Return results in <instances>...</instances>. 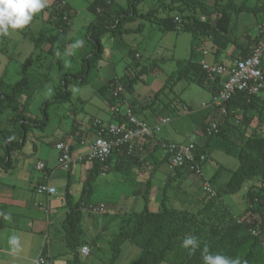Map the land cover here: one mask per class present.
I'll return each instance as SVG.
<instances>
[{"label": "rangeland", "instance_id": "374dc122", "mask_svg": "<svg viewBox=\"0 0 264 264\" xmlns=\"http://www.w3.org/2000/svg\"><path fill=\"white\" fill-rule=\"evenodd\" d=\"M93 1L50 0L49 7L36 16L31 25L24 31L14 33L9 37H0V77L6 88H11L23 78V67L28 63L30 85L19 93L18 101L21 104L29 103L26 112L29 119L42 120L44 118L43 103L63 89L62 86L60 87V85L64 86L61 77L68 73L69 75H74L81 71L85 59L93 56L95 44L89 40L90 36L88 35L89 25L95 18L89 9ZM117 1V7H114L115 12L124 10L131 13L133 11L130 5H132L131 3L134 0ZM199 1L207 6V10L212 13L211 19H214L217 15L216 11H214L215 0ZM228 1L217 0L216 9L224 8ZM60 2L68 4L72 10V21L67 30H60L56 24L55 10L57 8L56 5ZM158 2L159 0H143L137 6V11L138 13L146 14L148 11L157 8ZM233 3L235 5L244 3L248 7H256L262 5L264 0H233ZM175 14V11H160L161 17H173ZM198 16H201V13H198ZM239 18H237V23L240 30L236 32L235 37L241 35L238 41L243 44L247 41L246 37H244L245 33L242 34V30L244 28L248 29L251 37L258 36V21L255 20L264 19V13L257 17L244 14L239 16ZM140 24H143V27L138 33H124L122 35L116 33L114 35L109 32L102 36L101 43L104 48V54L101 60L92 63V68L87 76L88 83L80 85L69 81L66 89L71 93L70 99L64 103L60 102L49 107L47 111L49 121L45 127L30 126L27 129L26 146L23 148L21 155L26 158L34 157L35 164L40 160L44 164L47 163L50 170H57L60 174H64L63 177L51 181V184L57 187V195L59 197H64L68 171L58 166L59 153L54 144H56L60 132L67 129L66 127L70 124L69 118L72 117V114H75L78 121L90 123L98 117H104L103 114L109 113V99L113 92L111 89L101 91L100 88L105 86L111 76H117L118 78H122L126 74L136 76L141 68H147V72L140 77L141 80L134 87L135 94H128L131 101L136 100L137 103L142 102L144 99L147 102H151L153 98L149 97V95L152 94L154 97L156 93L161 92L166 87L164 93H160L158 104L164 103V105H167L168 109L163 114L169 116L172 120L158 134L163 139L182 144H200L203 140L205 141V138H203L204 134L198 126L201 117H207V125L220 120L218 113L215 114L216 118L211 115V113L216 111L210 108H203V104L209 105L213 100V95L209 88L192 83L188 78H183L179 81L176 78L172 79V77L178 75V71L183 64L185 65L190 61L200 62L203 59L204 51L214 52L215 48H212L211 41L199 33L186 32L181 29L163 33L158 29V23L153 18L152 20L137 19L134 22L124 23L123 28L135 29ZM231 27L234 28L233 20ZM78 39L83 41L81 47H72ZM260 40L262 46H264V36H261ZM126 48L130 50V54H128ZM234 56H236V53H234ZM209 60L211 61V59ZM231 61L229 60L228 62ZM131 65L134 67H129ZM135 65H139V68H136ZM86 75L87 72L84 76ZM6 105L7 102L4 103V107L0 108V123L2 124L0 127L5 126L14 113L12 106ZM250 114L254 117L250 130L248 132L247 130L242 131L247 133L245 134L246 138L251 135L253 129L260 127L258 113L252 111ZM262 131H264V127L259 130V132ZM234 137V134H231L233 142L236 141ZM216 140L214 138L211 142L210 159L208 164L204 165L205 176L208 180L222 167L217 185L213 184L215 191L224 185L230 179L231 172L239 167V161L235 155H229L225 151L216 148ZM236 142L239 143L238 141ZM33 146L38 151L31 154ZM21 150L19 148V150L15 149L11 152L12 166H15V162L20 156L18 151ZM4 151L5 149L0 148V155H3ZM80 164L74 163L72 167L73 179L70 192L75 200L80 199L90 173V170L87 169L88 176H85L87 179L83 178L80 181L79 176H77L78 171L82 169ZM165 168H168V164H165ZM1 169H4L2 165H0ZM151 175L150 173L146 175L138 173L135 175L126 166L123 168L118 165L115 168L114 159L111 164L105 167V171L102 172L97 180L86 187L87 193L90 190L92 191L89 199L91 204L93 206L103 205L105 209L104 214L84 213L86 220L84 229L86 233L97 234L96 227L98 225L95 226L94 222L101 223L109 219V223L106 231L100 230L96 244L93 247H89L92 250L90 255L88 257L81 255L82 262L85 264H110L113 254V241L121 232L120 228L124 218L132 216L135 212H142L148 201H150V211L159 212L162 209L160 203L156 204L154 195H158L156 191L161 188V197H164L166 179L163 180L160 178L161 176H157V182L153 184V182L150 183L146 179ZM177 185L178 183L175 180H171L167 184L168 207L195 213L204 206L206 201L203 199L205 193L202 180H200L199 185L197 183L196 190V195L200 200L188 196L184 191V187L180 188ZM250 186L258 188L259 181L246 182L238 193L225 195L220 200L219 207L228 209L231 214L237 217L241 216L248 207L246 194ZM115 214L119 216L113 219ZM89 217H91V221L87 220ZM57 225L61 228L60 221ZM139 258V249L130 242H126L122 246V251L116 264H139Z\"/></svg>", "mask_w": 264, "mask_h": 264}, {"label": "trees", "instance_id": "16d2710c", "mask_svg": "<svg viewBox=\"0 0 264 264\" xmlns=\"http://www.w3.org/2000/svg\"><path fill=\"white\" fill-rule=\"evenodd\" d=\"M116 1L94 0L90 5L89 9L95 16L88 30L89 40L95 44L93 56L85 59L81 71L74 75H69L68 73L61 77L64 86L60 85V87L62 86L63 89L43 103L44 118L42 120L29 119L26 115L29 103L21 104L18 101L19 93L30 85L28 63L23 67V78L11 88H6L0 77V108L4 107V103L7 102L6 106H12L14 110L9 122L5 126L0 127V148L5 149L4 154L0 155V165L4 169L9 170L13 165L11 152L15 149L24 148L27 129L30 126L45 127L49 121L47 113L49 107L60 102L64 103L70 99L71 93L66 89L69 81L80 85L88 83L87 76L92 68V63L101 60L104 54V48L101 43L102 36L109 32L114 35L116 33L121 35L124 33L134 34L138 33L143 27V24H140L135 29H124V23L134 22L137 19L152 20L153 18L158 23V29L163 33L176 29L199 33L207 37L211 41L213 48H215L214 56L210 53L209 59L211 61L208 59L210 63H224L218 59L231 46L241 50L237 58L243 59L251 53L254 47L259 46L260 37L264 36L263 33L258 31V36L252 40L247 31L244 34L247 42L243 44L238 41L241 35L235 37L236 32L240 30L237 18L244 14L254 15V17L261 16L264 13V3L260 6L248 7L244 3L235 5L233 0H229L224 8L217 10L218 2L215 0L214 11H216L217 15L214 19H211V11L207 10V6L199 0H159L158 7L148 11L146 14L138 13L137 11V6L143 0H134L131 3L132 5L130 6L133 9L131 13L124 10L115 12ZM56 7L55 17L57 18L56 24L58 28L60 30L69 29L72 21L70 6L68 4L63 5V2H60ZM162 10L175 11L176 14L173 17H161L160 11ZM198 13H201V16H198ZM157 14L158 16H156ZM65 15H67V19H64ZM176 18H179L181 23H178ZM232 20L234 28L231 27ZM255 21H258L259 25L264 19ZM250 49L251 51H249ZM129 67L134 66L131 65ZM135 67L139 68V65H135ZM262 70L264 71L263 68ZM86 72L87 75L84 76ZM145 72H147V68L143 67L136 76L115 77L108 81L101 91L111 89L114 93L117 88V81L121 82L124 85L125 92L119 94L118 97L112 94L109 99L112 105L116 104L117 101L123 99L125 93H134L135 85L141 80L140 77ZM174 78L178 81L188 78L192 83L207 87L211 90L213 97L219 93L221 87L220 80L217 79L212 82L203 71L200 62L197 61L183 64L178 71V75L172 77V79ZM165 89L166 87L161 92L164 93ZM161 92L156 93L153 100L144 109H150L163 115L168 108L164 103L158 104ZM117 105L122 104L118 102ZM227 110L228 114L226 116H219V128L213 136H207L205 134L207 124L204 123L202 125L200 129L204 134L203 138H205V141L203 140L200 144L195 143V146L198 157L205 155L208 161L209 151L212 148L211 142L216 138V148L225 151L229 155H235L239 161V167L231 172L230 179L216 190V197L211 198L205 193L203 199L206 202L197 212L179 211L167 206L166 188L171 180L177 181L182 174V170L186 169L174 168V174L167 178L164 186V197L161 202L162 209L159 212L150 211L149 205L146 203L142 212H135L132 216L124 218L125 225L113 241V254L110 264H116L120 257L122 246L126 242H130L139 249V264H204L201 252L205 244L209 246L211 254L224 255L231 261H235L239 257L240 264H243L244 261H247V264H264V131L259 132L260 128L264 127V97H255L249 102L245 95L237 94L227 104ZM134 111L136 114L138 113L137 109H134ZM252 111L258 113L260 127L253 129L251 135L246 138L245 134L247 133L242 131L250 129L254 117L248 116V114ZM118 120L121 121V118H118ZM0 125L2 124L0 123ZM231 134L238 137V140H235L239 143L232 141ZM123 154H126V152H123ZM113 156L108 159L105 166L109 165ZM164 160L171 163L169 155H166ZM104 167L96 163L91 168L90 177L84 185L79 202L74 203L69 188L66 190L65 205L67 214L63 221V230L64 240L73 256L69 264H85L82 262L80 254L83 244L82 209L89 204L92 193L91 190L87 193L86 187L97 180L102 174ZM213 180L209 179L212 187H214ZM255 180L259 181V187H249L246 194L248 207L241 216L235 217L228 209L219 207V202L225 195L236 194L244 183ZM254 232L257 234H254ZM187 235L197 237L200 242V247L195 255L192 256H189L187 249L181 247L182 241Z\"/></svg>", "mask_w": 264, "mask_h": 264}, {"label": "crops", "instance_id": "0c3cea01", "mask_svg": "<svg viewBox=\"0 0 264 264\" xmlns=\"http://www.w3.org/2000/svg\"><path fill=\"white\" fill-rule=\"evenodd\" d=\"M116 3H118V1H116ZM245 31H248V29L244 28L242 30V33L244 34ZM256 37L257 35L251 37V39L253 40ZM259 45H262L261 40ZM126 51L128 53L130 52V50H128L127 48ZM249 51H251V49ZM240 52L241 50L236 49L234 46H231L226 52L221 54L218 60L228 64L233 63L234 60L238 59L237 57ZM211 53V55H213L214 52ZM234 53H236V56H234ZM229 60L232 61L228 62ZM102 65L104 66L103 63ZM262 66L264 69L263 63ZM115 77L117 76H111L110 80ZM134 94L135 93L130 95ZM149 97L153 98L152 94L149 95ZM149 100L151 99L149 98ZM118 102L120 104L125 103L126 105L132 106L134 109H137L138 117L148 120L152 123L157 117L164 115L153 112L150 109H144V107L150 103L147 102L146 99H144L140 103H137L136 100L131 101V99L128 97V93H125L123 95V99L121 101H117L116 104L112 105L109 102V113L103 114L105 118H98L102 119L105 122H112L113 117L111 109L112 107L117 106ZM250 113L248 114V116H252ZM215 114L216 112L211 113L212 117L216 118ZM206 119L207 117H201L198 124L200 128L202 127V125H204V123H206ZM69 120L70 124L66 127V130L60 132V136L56 140V143H58L59 141H67L69 143H72L74 156H79L86 151L84 147L79 145V142L82 140L91 141L95 139L94 130L92 128V124L94 121L90 123L78 121L75 114H72V117L69 118ZM234 138L238 140L237 136H235ZM25 141H27V138ZM156 141L177 143L172 140L163 139L162 137H160V135H157L155 141L150 140L142 142L141 147H137L135 153L132 156H128L127 154L123 153H115L112 161L109 164H111L115 159V168H117L118 165L123 168L126 166L135 175L138 173H144L145 175L150 173L152 175L146 179L150 183L153 182V184L157 182V176H161V179L167 180L168 177L174 174L175 170L170 162L164 160L166 154L156 146ZM25 146L26 143L24 147ZM37 151V148L33 146L31 154H34ZM18 152L20 156H18L19 158L16 160L15 166H12L9 170H0V214H10L11 216V220L9 221L4 219V215H0V264H38L37 261L40 258H45L47 260V264H69V261L73 256L64 240L63 221L67 214L65 194L67 188H69V190L71 191L73 170L71 169L70 172H68L64 197H59L57 194V196H53L55 198L47 195H38L35 192V187L38 184L48 183L52 187H55L57 189L55 185L51 184V181L54 179H58L59 177H63L64 174H60L57 170H50L47 163H45L46 170L44 172H40L37 170L36 166L38 163H43L42 161L38 160L35 164L34 157L26 158L23 155L25 157L24 158L21 155V153H23V149ZM209 159L210 158H208V161ZM208 161L206 165L208 164ZM165 164H168V168H165ZM80 165L82 166V169L78 171L77 176H79L78 178L81 181L83 178H85V176H88L86 172L87 169H89L91 173V166H88V164L86 163H81ZM221 168H219L215 172L214 176H212L211 178L209 177V179H214L213 184L217 183V180L220 177V172L222 171ZM200 180L198 177L192 175L189 171L182 170V174L176 182L178 183V187H184V191L188 196H192L193 198H196V200H200L196 195L197 183L199 185ZM156 192L158 195H154V197L156 198L155 202L156 204H161L163 199L161 197L162 189L158 188ZM71 195L74 203H77L81 200L82 194L79 200H75L73 194ZM88 205H92L90 201ZM148 205L150 206V201H148ZM84 213L86 212L83 211L82 219V247H93L99 237L100 230H107L109 219L101 223L94 222L93 224L95 226L98 225L96 227L97 234H90L86 233L84 229V223L86 221ZM118 216L117 214H115L113 219L117 218ZM88 219L91 221V217L87 218V220ZM59 221L61 228H59V226L57 225V223L59 224ZM124 225L125 222H123L120 230H122V227ZM14 234L18 236L21 248V251L15 256L10 254L11 250L10 245L8 244V239Z\"/></svg>", "mask_w": 264, "mask_h": 264}, {"label": "built area", "instance_id": "2783aa9c", "mask_svg": "<svg viewBox=\"0 0 264 264\" xmlns=\"http://www.w3.org/2000/svg\"><path fill=\"white\" fill-rule=\"evenodd\" d=\"M64 19H67V15L64 16ZM176 21L181 23L179 18H176ZM257 30L264 34V21L257 26ZM209 57L210 52L204 51L200 65L212 82L220 80L221 87L219 93L213 97L211 104H203L204 109L210 108L216 111L220 117H224L228 114L227 104L235 95L243 94L249 102L252 98L264 97V71L262 70L264 46L254 47L248 56L236 59L229 64L210 63ZM124 92V85L117 81V88L113 95L118 97ZM111 112L112 122H105L99 118L94 120L92 128L95 139L79 142V145L86 149L83 154L74 156L72 143L67 141L56 143L55 148L59 153L58 166L61 169L69 172L74 163H86L91 168L97 163L104 167L108 159L115 153L126 152L128 156H132L136 148L141 147L142 142L155 141L162 128L171 122V118L164 115L157 117L153 123L141 119L133 107L125 103L112 107ZM118 118H121V121ZM218 128V121L211 122L207 125L205 134L213 136ZM156 146L169 155L174 168L186 169L192 175L202 179L204 193L211 198L217 196V192L205 176L204 165L207 163V157L205 155L198 157L195 144L156 141ZM105 167L103 171H105ZM36 168L38 171L44 172L46 166L44 163H38ZM35 192L38 195L54 196L58 191L48 183H40L35 187ZM82 210L91 214L105 213L103 205H87ZM254 234L257 233L254 232ZM90 253L91 250L88 246H83L80 249V254L84 257H88ZM37 262L38 264H47L45 258H40Z\"/></svg>", "mask_w": 264, "mask_h": 264}, {"label": "clouds", "instance_id": "9594fccd", "mask_svg": "<svg viewBox=\"0 0 264 264\" xmlns=\"http://www.w3.org/2000/svg\"><path fill=\"white\" fill-rule=\"evenodd\" d=\"M49 2L50 0H0V37H9L14 33L24 31L36 16L49 7ZM82 44L83 41L78 39L72 47L79 48ZM0 215H4L5 220H11L10 214ZM8 244L11 255L15 256L21 251L17 235H12L8 239ZM181 247L187 249L189 256H192L200 247V242L197 237L187 235L183 239ZM201 256L204 264H240L239 257L235 261H231L224 255L211 254L207 244H205ZM243 264H247V261H244Z\"/></svg>", "mask_w": 264, "mask_h": 264}]
</instances>
